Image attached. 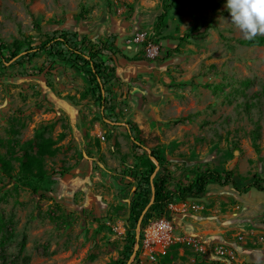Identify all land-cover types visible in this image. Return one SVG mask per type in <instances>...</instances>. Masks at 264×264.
Segmentation results:
<instances>
[{
    "label": "rangeland",
    "instance_id": "374dc122",
    "mask_svg": "<svg viewBox=\"0 0 264 264\" xmlns=\"http://www.w3.org/2000/svg\"><path fill=\"white\" fill-rule=\"evenodd\" d=\"M229 20L224 0H0L5 56L15 41L66 29L85 51L100 45L105 63L100 98L80 61L45 51L0 59V159L9 163H0V264H264V194L254 188L209 183L142 229L131 212L136 156L149 149L164 159L167 189L205 168L232 171L238 185L264 180V46L237 44L246 37ZM44 139L54 154L39 150ZM25 151L45 171L35 193L17 180ZM159 220L168 238L154 241L147 230Z\"/></svg>",
    "mask_w": 264,
    "mask_h": 264
},
{
    "label": "trees",
    "instance_id": "16d2710c",
    "mask_svg": "<svg viewBox=\"0 0 264 264\" xmlns=\"http://www.w3.org/2000/svg\"><path fill=\"white\" fill-rule=\"evenodd\" d=\"M182 0H174V2ZM168 5H162L161 13L156 17L155 31L159 35L162 33L163 28H166V15ZM39 29V26H37ZM78 33L66 29L52 30L50 33L43 34L44 39L38 43L33 44L31 38H24L12 43V47L8 50V55L3 54V50L7 49L6 45L0 43V59L2 62L8 61H23L28 60L41 51H45L50 57L63 56L67 60H77L83 65V72L85 73L88 81L94 84V91L97 90L98 96L103 98V86L101 83V74H103L105 63L103 60H97L98 50L100 45L93 47L89 46L88 50L78 45ZM236 43L243 46H264V34H257L256 36L243 39H236ZM108 47V45H106ZM104 47H101L103 49ZM175 50V49H174ZM173 50L166 51L168 56ZM71 56L73 58H71ZM42 69L38 68L31 72H25L26 75H35L41 73ZM128 132L131 131V126L127 125ZM135 149L140 150L143 148L141 141L137 137H132ZM53 141L44 139L40 145L39 150L42 153L54 154L56 148H51ZM138 165L142 167L139 176V191L138 196L135 198L131 206L132 218L136 223L140 216L141 229L145 226V222L152 216V212L160 213L169 203L176 200H185L187 197H199L206 189L209 183H216L218 185H232V187L239 193H245L249 189H256L264 194V180L255 174L247 180L243 185H238L233 177L232 171H218L215 169L205 168L202 170L194 171V178L188 183L177 181L172 189H167L165 180L164 159L160 156L156 149H149L147 152H142L136 156ZM1 165L7 171L9 163L0 159ZM55 173L63 174L64 171H56ZM154 176V178L151 176ZM45 171L43 170L42 159L37 155L30 154L25 151L22 154L20 162V171L17 180L24 186L31 188L35 193L37 192V184L32 183L33 178L37 177L38 181L43 180ZM176 244L175 246H178ZM169 252L161 256V263H169ZM124 264V263H119ZM193 264H205L203 261L195 262ZM218 264V263H216Z\"/></svg>",
    "mask_w": 264,
    "mask_h": 264
},
{
    "label": "clouds",
    "instance_id": "9594fccd",
    "mask_svg": "<svg viewBox=\"0 0 264 264\" xmlns=\"http://www.w3.org/2000/svg\"><path fill=\"white\" fill-rule=\"evenodd\" d=\"M229 22L246 38L264 34V0H224Z\"/></svg>",
    "mask_w": 264,
    "mask_h": 264
},
{
    "label": "bare ground",
    "instance_id": "6f19581e",
    "mask_svg": "<svg viewBox=\"0 0 264 264\" xmlns=\"http://www.w3.org/2000/svg\"><path fill=\"white\" fill-rule=\"evenodd\" d=\"M160 223H161V224H160ZM153 224H154V223H153ZM157 224H159V225L154 224V225H152V226L147 230V236H148V238L153 239L154 241L157 240V238H158L159 236H161V237L165 236L166 238H168L167 233H165V232L162 233V231L166 230V228H168L169 225L163 223V221H161V222H157ZM168 229H169V228H168ZM158 233H159L160 235H158ZM164 234H165V235H164ZM159 239H160V238H159ZM157 241H159V240H157Z\"/></svg>",
    "mask_w": 264,
    "mask_h": 264
},
{
    "label": "built area",
    "instance_id": "2783aa9c",
    "mask_svg": "<svg viewBox=\"0 0 264 264\" xmlns=\"http://www.w3.org/2000/svg\"><path fill=\"white\" fill-rule=\"evenodd\" d=\"M146 35V32L145 31H140L139 33H137V40L138 41H143L144 40V37ZM146 50H147V55L149 57H154L157 53V48H154L152 44H147V47H146ZM163 220H159L158 222H161ZM156 223V222H154ZM163 223L167 224L165 221H163ZM168 225V224H167ZM169 228V227H168ZM168 228H166V230L162 231V233H168Z\"/></svg>",
    "mask_w": 264,
    "mask_h": 264
}]
</instances>
